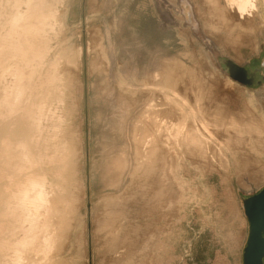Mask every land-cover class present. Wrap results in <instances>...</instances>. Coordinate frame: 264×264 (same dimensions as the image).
<instances>
[{
  "label": "rangeland",
  "instance_id": "374dc122",
  "mask_svg": "<svg viewBox=\"0 0 264 264\" xmlns=\"http://www.w3.org/2000/svg\"><path fill=\"white\" fill-rule=\"evenodd\" d=\"M217 1V7L223 9L224 0ZM202 2L63 0V10L58 16L63 27L50 36L60 33L58 46L68 56H74L80 49L81 71L79 75L71 73L65 84L70 104L76 101V105H70L74 108L70 129L74 126L71 130L77 135L78 179L86 188L84 206L76 212L75 237L66 252L72 264H112L106 261L105 249L100 248L102 230L98 221L108 198L129 187L130 179L126 175L118 184L120 188L112 191V181L103 177V171L120 154L129 163V173L132 171L135 147L132 125L141 117L146 103L140 89L152 82V74L164 75L170 71L173 79L178 77L175 81L181 88L175 87L179 97L173 98L174 102L189 100L192 105L194 101V104L200 102L197 107L209 122L214 116L207 108L210 102L224 109L221 116L225 118L224 124L229 122V116L249 115L264 122L262 0L257 3L251 25L244 28L226 25L227 22L219 19V12L215 13L211 7L206 10ZM53 41L56 45L54 38ZM226 60L248 73L256 72V81L244 86L231 80L223 64ZM260 149L250 156L245 151L240 155L241 152H236L239 165L234 167L231 162L228 170L224 165L213 169L174 162V167L167 171L171 169L169 175L174 179L173 189L179 199H175L169 215L164 211H147L154 202L155 188L146 178H135L134 185L128 189L127 196L131 198L128 197L125 214L126 233L132 236L126 264H242L248 222L241 200L264 188V147ZM242 162L249 165L241 166ZM148 235H154V239L146 248L142 241Z\"/></svg>",
  "mask_w": 264,
  "mask_h": 264
},
{
  "label": "bare ground",
  "instance_id": "6f19581e",
  "mask_svg": "<svg viewBox=\"0 0 264 264\" xmlns=\"http://www.w3.org/2000/svg\"><path fill=\"white\" fill-rule=\"evenodd\" d=\"M202 1L206 10L211 7L219 12L218 18L226 25L244 28L251 25L260 0H224L223 9L217 7V0ZM62 3L0 0V264H72L66 252L75 237L76 212L84 206L86 188L78 179L77 135L71 130L74 126L70 129L74 109L70 105L76 101L70 104L65 84L71 73L79 75L81 71L80 49L68 56L58 46L60 33L50 36L63 27L58 17ZM169 72L152 74V82L140 89L146 103L141 117L132 125V171L129 173L123 154L112 159L103 171V177L112 181V191L120 188L118 184L126 175L129 187L137 177L149 180L155 190L154 202L147 211H164L167 215L179 199L169 175L171 169L167 171L174 162L213 169L224 165L228 170L231 162L234 167L239 165L236 152L240 155L245 151L250 156L264 147V122L236 113L237 118L229 116L224 124V109L213 102L207 106L214 115L209 122L197 107L200 102L194 101L196 106L189 100L174 102L173 98L179 97L175 88L179 86L175 81L178 77L173 79ZM129 187L108 198L98 221L102 230L100 248L105 249L106 261L112 264H126L130 258L128 242L132 236L125 226ZM153 239L154 235L146 236L142 245L148 248Z\"/></svg>",
  "mask_w": 264,
  "mask_h": 264
},
{
  "label": "water",
  "instance_id": "95a60500",
  "mask_svg": "<svg viewBox=\"0 0 264 264\" xmlns=\"http://www.w3.org/2000/svg\"><path fill=\"white\" fill-rule=\"evenodd\" d=\"M228 77L244 86L254 83L256 72L248 73L230 60L224 61ZM243 214L248 222V237L242 253V264H264V188L242 198Z\"/></svg>",
  "mask_w": 264,
  "mask_h": 264
},
{
  "label": "flooded vegetation",
  "instance_id": "af4514ba",
  "mask_svg": "<svg viewBox=\"0 0 264 264\" xmlns=\"http://www.w3.org/2000/svg\"><path fill=\"white\" fill-rule=\"evenodd\" d=\"M255 81H256V79H255ZM263 263H264V259H263Z\"/></svg>",
  "mask_w": 264,
  "mask_h": 264
}]
</instances>
